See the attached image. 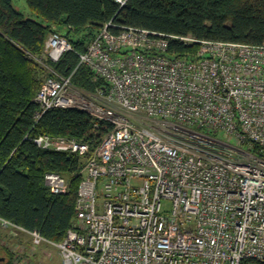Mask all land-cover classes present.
<instances>
[{"label":"built area","instance_id":"built-area-1","mask_svg":"<svg viewBox=\"0 0 264 264\" xmlns=\"http://www.w3.org/2000/svg\"><path fill=\"white\" fill-rule=\"evenodd\" d=\"M111 26L78 53V65L108 89L75 86L73 70L45 77L34 97L36 120L52 108H79L112 125L92 151L74 138L34 137L43 149L89 154L76 223L59 242L0 223L56 246L62 264L264 260V44ZM170 39L197 42L198 50L170 57ZM73 50L51 32L43 57L57 62ZM44 179L55 194L69 191L59 173Z\"/></svg>","mask_w":264,"mask_h":264},{"label":"trees","instance_id":"trees-1","mask_svg":"<svg viewBox=\"0 0 264 264\" xmlns=\"http://www.w3.org/2000/svg\"><path fill=\"white\" fill-rule=\"evenodd\" d=\"M39 19L27 17L12 0H0V218L26 230H37L61 241L76 223L75 204L89 156L43 149L34 137L74 138L92 151L112 125L79 108H52L36 120L34 97L47 76L69 75L79 88L94 92L108 83L83 65L78 53L86 49L107 22L114 32L138 27L167 35L196 39L264 44V0H26ZM66 37L74 50L59 61L43 57L49 33ZM198 43L170 39V57H193ZM47 172L69 181V191L55 194L45 183ZM23 232V231H22ZM1 261L12 264L13 253L0 246ZM0 261V262H1ZM240 264H264L246 258Z\"/></svg>","mask_w":264,"mask_h":264},{"label":"rangeland","instance_id":"rangeland-1","mask_svg":"<svg viewBox=\"0 0 264 264\" xmlns=\"http://www.w3.org/2000/svg\"><path fill=\"white\" fill-rule=\"evenodd\" d=\"M14 5L27 17L39 19L27 5L26 0H12ZM222 139H225L221 135ZM31 235L19 231L13 227H4L0 223V246H5L13 253L12 264H62L56 246L47 244L43 241L35 242ZM2 256L3 254L0 253ZM4 256V255H3ZM4 259L0 264H5Z\"/></svg>","mask_w":264,"mask_h":264},{"label":"water","instance_id":"water-1","mask_svg":"<svg viewBox=\"0 0 264 264\" xmlns=\"http://www.w3.org/2000/svg\"><path fill=\"white\" fill-rule=\"evenodd\" d=\"M2 260V258L0 257V261Z\"/></svg>","mask_w":264,"mask_h":264},{"label":"crops","instance_id":"crops-1","mask_svg":"<svg viewBox=\"0 0 264 264\" xmlns=\"http://www.w3.org/2000/svg\"><path fill=\"white\" fill-rule=\"evenodd\" d=\"M19 231H21V230H19Z\"/></svg>","mask_w":264,"mask_h":264}]
</instances>
